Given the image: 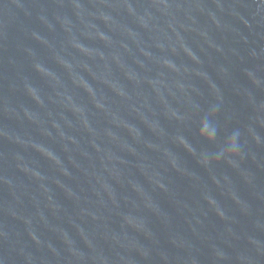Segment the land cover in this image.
<instances>
[{
	"label": "water",
	"instance_id": "1",
	"mask_svg": "<svg viewBox=\"0 0 264 264\" xmlns=\"http://www.w3.org/2000/svg\"><path fill=\"white\" fill-rule=\"evenodd\" d=\"M0 264H264V0H0Z\"/></svg>",
	"mask_w": 264,
	"mask_h": 264
},
{
	"label": "clouds",
	"instance_id": "2",
	"mask_svg": "<svg viewBox=\"0 0 264 264\" xmlns=\"http://www.w3.org/2000/svg\"><path fill=\"white\" fill-rule=\"evenodd\" d=\"M210 120L208 122L205 121V119H202L198 124V132H197V139L208 144H214L217 141V131H210ZM191 143V142H190ZM232 151L235 153V145L232 148ZM216 156H220L222 153V150L219 148L217 151H215ZM236 154V153H235Z\"/></svg>",
	"mask_w": 264,
	"mask_h": 264
}]
</instances>
